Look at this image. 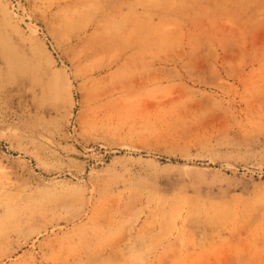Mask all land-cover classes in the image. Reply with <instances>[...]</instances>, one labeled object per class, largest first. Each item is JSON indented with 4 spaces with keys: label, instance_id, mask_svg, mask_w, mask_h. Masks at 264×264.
Wrapping results in <instances>:
<instances>
[{
    "label": "rangeland",
    "instance_id": "obj_1",
    "mask_svg": "<svg viewBox=\"0 0 264 264\" xmlns=\"http://www.w3.org/2000/svg\"><path fill=\"white\" fill-rule=\"evenodd\" d=\"M0 264H264V0H0Z\"/></svg>",
    "mask_w": 264,
    "mask_h": 264
}]
</instances>
